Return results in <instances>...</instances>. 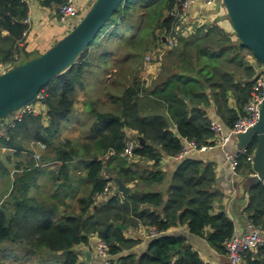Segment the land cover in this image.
Returning a JSON list of instances; mask_svg holds the SVG:
<instances>
[{
	"label": "trees",
	"instance_id": "obj_1",
	"mask_svg": "<svg viewBox=\"0 0 264 264\" xmlns=\"http://www.w3.org/2000/svg\"><path fill=\"white\" fill-rule=\"evenodd\" d=\"M52 1L44 5L49 6ZM131 1L124 3L75 65L43 89L47 110L44 117L26 114L7 136L0 137V150H13L17 156L28 152L31 143L45 145L47 154L40 162L59 163V175L66 182L71 180V163L88 160L85 164L88 181L93 185L89 197L80 200L78 215L59 216V206L31 204L32 199L27 197L34 172L38 170L27 169L18 175L11 194L15 200L14 215H9L6 204L0 205V262L14 258L24 264H79L78 248L88 246L91 237L98 236L107 245L108 264H207L187 245L184 237H163L179 225L203 239L210 230V246L222 255L227 254L226 243L234 237L235 225L225 213L213 212L219 197L214 191L217 173L213 165L184 160L173 176L167 201L161 193L152 191L155 185L164 182L165 173L159 169L164 157L177 158L182 153L184 144L180 138L195 141L199 150L216 145L208 108L215 106L232 130L250 101L257 71L246 62L244 52L253 53L239 40L234 43L232 36L220 26H203L191 38L181 39L174 49L166 48L162 71L151 86L135 78L122 96L113 97L115 111H94L96 119L86 143L60 138L62 125L73 114L76 93L83 87L92 66L91 58L108 57L112 53L105 47L92 51L102 40L119 43L117 57L125 56L117 62L121 70L128 63L140 64L156 43L164 41L162 33L171 32L175 21L165 13L180 0H133L134 7L130 6ZM28 9L21 0H0V61L3 63L20 56L26 42L24 33L29 31L24 23ZM29 60L32 59L21 63ZM165 108L175 131L161 114ZM126 130L135 132L134 141L138 142L140 136L146 140L144 146L136 147L134 156L152 162L153 171H141L138 164L123 156L129 141ZM256 147L253 144L239 154L238 175L243 167L255 174L248 158L254 155ZM0 171L7 172L2 167L1 153ZM118 179L125 184L138 181L143 188L125 199L110 196L99 201L98 197L108 187L114 194L112 185ZM247 191L250 201L245 212L255 228L264 231V183H254ZM141 228L162 237L153 241L139 260L133 254L123 256L142 243L140 239L127 237V232ZM178 250L183 253L174 261ZM245 261L264 264L254 253L247 254Z\"/></svg>",
	"mask_w": 264,
	"mask_h": 264
},
{
	"label": "crops",
	"instance_id": "obj_2",
	"mask_svg": "<svg viewBox=\"0 0 264 264\" xmlns=\"http://www.w3.org/2000/svg\"><path fill=\"white\" fill-rule=\"evenodd\" d=\"M74 1L79 10V16L78 18H70L68 20H63L61 17L54 16L52 14L55 9L59 8L62 2L53 0L49 6H45L42 2H34L32 4L31 17L33 21L30 24V31L26 37V42L21 50L20 56H17L18 62L21 63L26 59H34L47 52L60 39H62L75 24L78 23L81 16L85 14V11L89 8L90 2L93 0ZM167 13L168 11L165 13L166 17ZM219 19H221V21H219ZM182 22L183 24H186L185 28L189 27L190 29V32L187 35H190L189 38L196 33V30L201 29L203 26H220L232 36L234 43L238 42V39L234 35V30L227 13L225 11H219V9H208L201 2H197L192 7L187 15V18H185ZM167 34L168 33L164 32L160 35L163 38ZM3 36H6V34L3 33ZM118 45L119 43L110 41V51L112 53L108 57L101 56L100 58H97L96 56H93L91 58L90 61H92V66L89 67L83 80V87L79 88L76 93L73 114L70 117V120L64 123L61 127L60 138L62 140H70L78 144L86 143L91 137L90 131L96 119L94 111L111 112L117 109V107L112 103L113 97L122 96L125 89L130 86V84L125 85L127 78L126 75L122 74V71L116 68L117 62L125 58V56L122 57V59L117 57L116 51ZM157 46L158 43L152 47V51L149 50L146 53L145 59L147 55L152 53ZM244 55L246 62L255 67V70L257 71V79L262 77L264 69L258 59H256V56L251 54L249 51L244 52ZM29 56L30 58H28ZM164 60L165 58L160 59L158 58V55H154V59L151 63L146 64L144 62L147 69L146 73L149 74V79L145 80L146 82L149 80L153 82L159 77ZM7 63L17 64L16 58L15 61L12 60ZM155 68L160 71L158 76L153 73ZM45 112L47 113L46 108ZM207 113L212 120V126H219L222 128L224 135H229V131L231 132V129L218 115L216 107L211 106L207 109ZM161 114L164 118L169 120L171 128L175 131L176 128L170 119L167 108L163 109ZM126 131L128 140L134 141L133 136L135 135V132L130 130ZM1 135H3V131L2 124L0 123V136ZM180 139L182 144L187 142L186 139ZM219 140L220 137L215 133L214 142L216 145L208 150L193 151L182 158H170L166 155L159 167V169L165 173L164 182L161 185H155L152 191L161 193L164 196L165 201H167L173 176L184 160L194 159L204 162L206 166L213 165L216 168L217 173L214 191L219 194V197L214 203L213 212L215 214L223 212L234 222V236L248 235L252 233V229L250 228L251 221L249 220V215L245 211L250 201L249 191H247L248 185L250 184L248 179L253 177V174H250V172L243 167L237 177L233 178L229 175V157L230 152L234 150V144L230 141L228 145L223 147L219 145ZM137 143V147H139V140ZM28 149V152H24L19 156H17L13 150H0L2 167L7 169V172L0 171V175L10 177L11 182L14 185L17 176L23 174L27 171V169H29V171L38 170L34 172V180L27 196L32 199L31 204L38 202L39 204L49 207L57 205L60 207V210L58 211L59 216L70 214L78 215L80 212V209L78 210L80 200L89 197L93 189V185L88 181V169L85 165L88 160H76L72 162L70 167L71 180L66 182L65 178L59 175V163L54 161L52 162V160L41 163L36 160L35 155L40 153L42 156L44 154L46 156L47 149L43 150L39 143L29 144ZM49 155L52 156L50 152ZM127 158L130 163H134L136 165L138 164V166L142 169L141 171H144L145 169L153 171L151 168L153 165L152 162L147 163L134 155L133 157ZM30 166H32V168ZM12 177H14V181ZM142 180L145 181V178ZM125 185L131 190L130 194L143 188L138 181H130ZM117 186V183L116 185H112L114 190ZM55 187L57 188L55 189ZM50 188L53 189V192L49 195ZM119 196L124 199L128 197H125L122 194ZM7 197L8 196L4 193L0 194V205H3V202ZM11 199H13V197ZM11 202L12 207L15 200L13 199ZM64 207H68V209ZM71 209H74L75 212L72 213ZM8 213L9 215H14V209L9 207ZM147 231V228H141L140 230H131L127 232V237L140 239L142 240V243L137 246L135 250L127 254L125 253L123 256L133 254L136 255L137 260H139L148 252L151 243L155 240L148 238ZM260 231L262 232L261 235L264 239V231L261 229ZM167 234L172 235L171 238L184 237L187 245L192 247V249L200 255L203 262L207 264H227L228 262L227 254L222 255L210 246L208 242V238L211 236L210 230H208V237L206 239L192 235L186 226L181 225L172 228ZM101 242L102 241L98 236H92L90 244L88 246L79 247L78 250L79 252H91L93 255L92 264H108L107 261H109V258L106 260L99 255V244ZM261 249H264V245L261 246L259 250L252 253L256 254L257 258L260 256L262 262L264 263V250L260 252ZM181 253H183V250H178L174 261L179 259V254ZM245 257L243 264H246ZM85 260L86 257L80 253V262H84Z\"/></svg>",
	"mask_w": 264,
	"mask_h": 264
},
{
	"label": "water",
	"instance_id": "obj_3",
	"mask_svg": "<svg viewBox=\"0 0 264 264\" xmlns=\"http://www.w3.org/2000/svg\"><path fill=\"white\" fill-rule=\"evenodd\" d=\"M126 1H91L77 26L74 29L72 27L47 52L32 60L14 65L11 70L0 75V123L2 129L20 110L35 104L43 89L77 63L79 56L91 48ZM222 1L235 37L243 46L253 52L264 69V0ZM163 40L166 42L165 36ZM183 98L188 100L185 96ZM138 140L139 148H141L146 140L141 136L138 137ZM231 141L234 144V150L230 152V155L246 151L250 146L256 144L257 147L253 155L255 174L248 179L250 182L248 188L254 183L264 182V102L258 124L245 133L233 135ZM117 184L113 197L121 194L126 197L130 194L131 190L122 181L118 179ZM117 227L126 231V227L121 225H117ZM163 237H172V235L166 234ZM80 253L86 257V260L79 264H92L93 255L91 252L81 251Z\"/></svg>",
	"mask_w": 264,
	"mask_h": 264
},
{
	"label": "built area",
	"instance_id": "obj_4",
	"mask_svg": "<svg viewBox=\"0 0 264 264\" xmlns=\"http://www.w3.org/2000/svg\"><path fill=\"white\" fill-rule=\"evenodd\" d=\"M24 4L28 6V17L25 20V24L29 26L30 31V24L32 23L33 19L31 17V9L32 4L34 2H42L45 3L48 0H21ZM201 2L206 8L208 9H219V11H225V6L222 0H180L178 5L173 8L171 11L167 13L168 17L174 19L175 23L174 26L165 37L166 42H160L161 46H165L167 49H174L177 47L179 41L181 39H187V36L190 32L189 27L185 28L186 24H183V20L187 18L189 11L192 7L197 3ZM52 14L54 16H59L63 20H68L70 18H78L79 10L75 5L74 0H67L66 2L62 3L59 8L55 9ZM29 31L24 33V36L27 37ZM162 46V47H163ZM165 47L162 48L164 52ZM160 52V49L153 51L152 53L148 54L145 63H151L154 59V55H157ZM18 56V55H17ZM16 63L9 64L3 63L0 61V75L6 73L7 71L11 70L14 65L21 64L18 62V57H16ZM46 98V90H42L39 95L38 101L35 104L27 106L20 110L17 114H15L6 127L2 129L3 135L0 137H5L9 133V131L16 127L17 123L20 122L26 114H32L34 116H43L46 114L45 112V104L44 100ZM264 102V75L258 78L252 88L251 98L249 103L245 107V113L235 124L234 129L231 130L229 135H224L222 128L217 125L213 126V131L220 137L219 145L225 147L228 145L232 139L233 135H238L241 133L247 132L249 129L255 127L261 116V107ZM43 150H46L47 147L43 144H39ZM138 146L136 141H128L126 144V148L124 150L123 156L125 157H133L134 150ZM210 148L204 147L201 150L198 149V146L195 141H187L184 144V148L182 153L180 154L179 158H182L188 155L190 152L193 151H204ZM245 151H241L239 153H235L230 155V165L228 169L229 175L233 178L238 176L239 170V154L244 153ZM37 161H41V155H35ZM248 161L253 163V156L248 158ZM113 191L110 188H106L105 192L100 194L98 197L99 201H104L110 196H112ZM250 228L252 229V233L243 236H234L231 240L226 243V250H227V257L228 262L227 264H243L244 257L252 252H255L260 249L261 246L264 245V239L262 238V232L255 228V226L250 222ZM162 234H158L155 231H151L148 233V238L150 239H157ZM99 255L108 260L109 255L107 253V245L104 242L99 244Z\"/></svg>",
	"mask_w": 264,
	"mask_h": 264
},
{
	"label": "rangeland",
	"instance_id": "obj_5",
	"mask_svg": "<svg viewBox=\"0 0 264 264\" xmlns=\"http://www.w3.org/2000/svg\"><path fill=\"white\" fill-rule=\"evenodd\" d=\"M130 6L131 7L135 6L133 0L131 1V5ZM196 32H197V30H196ZM100 47H106V48H108L110 50V40H102L101 43L98 45V47L93 49L92 51L94 52L96 49H99ZM162 48L163 47L158 42V46L155 48V50L160 49V52L157 54L158 58H160V59H164L165 55H166V53L162 51ZM151 51H152V49H151ZM145 56L146 55H144L143 60H142V62L140 64L128 63L124 67H122V69H121L122 74H125L126 77H127L125 85L131 84V81H133L135 78H138L140 80H148L149 79V77H148L149 74L146 73L147 69H146L145 64H144ZM122 57L123 56H120V59H122ZM119 66H117L116 68H118ZM143 67H144V69H143ZM159 72L160 71L157 68H155L154 71H153V73H155V75H157V76H158ZM117 81H118V79H117ZM155 81H156V79L153 82L149 80L147 82V86L152 85ZM39 155H41V154L39 153ZM44 156H45V154L43 156L41 155V159H43ZM12 179L14 181V177H12ZM48 184H50V183H48ZM46 185H47V183H46ZM52 186H53V182H52ZM13 187H14V185L12 184L10 177L0 175V194L4 193V194H6V196H8L6 198V200L3 202V204H6L8 206L7 207L8 209H9V207L12 208V209L14 208L13 206L11 207V203H12L11 200H13V199H11L13 197V196H11V193H12ZM56 188L57 187H55V189ZM52 192H53V189L50 188L49 195ZM64 208L68 209V207H64ZM79 209H80V205H79L78 210ZM71 212L74 213L75 210L71 209ZM0 264H24V263L22 261H19V260L16 261L14 258H10V259L1 261ZM25 264H27V263H25Z\"/></svg>",
	"mask_w": 264,
	"mask_h": 264
}]
</instances>
